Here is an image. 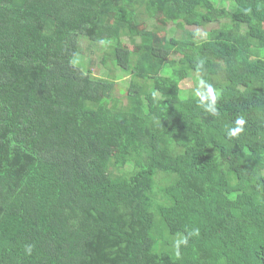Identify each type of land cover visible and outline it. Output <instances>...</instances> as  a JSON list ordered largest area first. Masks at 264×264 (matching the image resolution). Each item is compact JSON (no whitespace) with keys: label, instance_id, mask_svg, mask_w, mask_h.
Wrapping results in <instances>:
<instances>
[{"label":"trees","instance_id":"1","mask_svg":"<svg viewBox=\"0 0 264 264\" xmlns=\"http://www.w3.org/2000/svg\"><path fill=\"white\" fill-rule=\"evenodd\" d=\"M0 264H264V0H0Z\"/></svg>","mask_w":264,"mask_h":264},{"label":"clouds","instance_id":"2","mask_svg":"<svg viewBox=\"0 0 264 264\" xmlns=\"http://www.w3.org/2000/svg\"><path fill=\"white\" fill-rule=\"evenodd\" d=\"M101 44H104V41H100ZM197 68L202 70L203 69V61H200L197 64ZM193 96L196 99V102L200 108H202L206 113L212 115L213 117H218L220 112L217 108L218 103V92L215 87L204 80H200L197 83V86L193 90ZM246 119L241 115L237 116L233 122V126L227 127L225 129V135L228 139L238 138L241 134L245 132L246 126ZM199 229H193L187 236L182 234L174 240L173 247L176 251V255H180V248L181 246H187L189 243V239L193 235H198ZM26 253L28 255L32 254L33 246L26 245Z\"/></svg>","mask_w":264,"mask_h":264},{"label":"rangeland","instance_id":"3","mask_svg":"<svg viewBox=\"0 0 264 264\" xmlns=\"http://www.w3.org/2000/svg\"><path fill=\"white\" fill-rule=\"evenodd\" d=\"M216 27H217V24H213L206 29H200V32H198V34H197V39H206L207 33L212 31V29H214ZM168 29H169V27H168ZM189 29L190 30H196V28H189ZM166 33H167V29H166V31L163 32L162 35L164 36V35H166ZM83 45H84L85 50H84V53H83L84 55L82 56L81 61L83 63V66H85L84 67L85 70H88V66H89V68H92L91 66L95 65L93 70H95L96 74H98L97 71L100 72L101 73L100 75H102L101 77L104 78L103 74H105L106 71L109 72V69H110V67H107L106 65L103 64V59H104L103 52H104L105 48H102L101 51L95 50V51H91V52L87 53L88 49H86V48L89 47V43L84 42ZM90 48H91V46H90ZM93 62H95V63H93ZM116 74H117V72H116ZM128 79H130V76H126L125 79H123L125 81L124 84L121 81H117L116 83L119 87H121V89H123V88H125V85L128 82L127 81ZM196 86H197V83L191 78L187 79L182 84V88L185 90H194ZM118 97L120 99H123V95H120Z\"/></svg>","mask_w":264,"mask_h":264}]
</instances>
